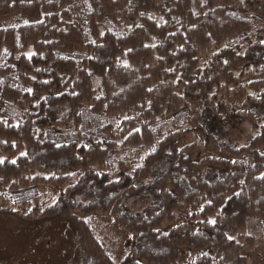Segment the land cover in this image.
I'll use <instances>...</instances> for the list:
<instances>
[{
  "label": "trees",
  "instance_id": "obj_1",
  "mask_svg": "<svg viewBox=\"0 0 264 264\" xmlns=\"http://www.w3.org/2000/svg\"><path fill=\"white\" fill-rule=\"evenodd\" d=\"M70 2L0 0V18L30 22L0 29V189L14 205L34 204L0 213L68 222L78 264H115L95 214L129 233L120 264H179L183 247L201 254L186 264H248L247 217L264 218V0ZM190 123L231 159L196 162ZM246 124L253 136L241 144ZM148 146L127 173L120 153ZM43 189L59 192L46 207ZM179 200L192 214L163 232Z\"/></svg>",
  "mask_w": 264,
  "mask_h": 264
},
{
  "label": "rangeland",
  "instance_id": "obj_2",
  "mask_svg": "<svg viewBox=\"0 0 264 264\" xmlns=\"http://www.w3.org/2000/svg\"><path fill=\"white\" fill-rule=\"evenodd\" d=\"M83 0H71L70 4H80ZM30 23L29 20L20 14L0 18V29L18 28ZM206 61L201 57V64ZM242 77L241 82L245 85L246 91L251 95L260 96L261 88H254L250 82ZM220 98L233 110H241L243 100H240L231 93L222 92ZM192 115L198 109L197 104H192ZM116 126H120V120L116 116L111 117ZM73 123L63 125V129L73 128ZM176 130V127L173 126ZM190 132L185 137L186 145H193L196 149V162H202L206 158L228 159L227 155L221 154L216 149L207 145L201 133L189 124ZM253 136L250 126L246 124L243 134L237 136L241 144L247 142V138ZM152 149L148 146L145 151L135 150L122 151L120 157H125L126 172L133 173L135 166L141 163L143 156ZM94 170L104 172V170L94 166ZM107 170V169H106ZM108 171V170H107ZM42 173V172H39ZM6 189H0V207L13 212L28 214L32 211L34 204L27 206H17L5 198ZM43 196L39 201L43 207L53 203L59 192L53 189H43ZM176 219L167 222L161 227L163 232H170L188 222L192 210L180 200L176 209ZM82 219L88 220L89 216L79 215ZM93 226L97 237L105 242L109 253L115 258V264H120L129 253L131 237L128 232L120 228L110 214H95L92 217ZM245 234L254 237V245H246L243 255L247 257L248 264H264V218L255 213H250L247 217ZM230 237L231 234H230ZM201 254L189 248L180 249L179 264L196 259ZM0 262L3 264H78L79 245L76 241V232L71 224L63 220H49L44 222H26L17 216L0 213ZM142 264H149L141 261Z\"/></svg>",
  "mask_w": 264,
  "mask_h": 264
},
{
  "label": "snow or ice",
  "instance_id": "obj_3",
  "mask_svg": "<svg viewBox=\"0 0 264 264\" xmlns=\"http://www.w3.org/2000/svg\"><path fill=\"white\" fill-rule=\"evenodd\" d=\"M13 163H15V161H12ZM0 163H3V161L2 160H0ZM212 223H214V221H212Z\"/></svg>",
  "mask_w": 264,
  "mask_h": 264
}]
</instances>
